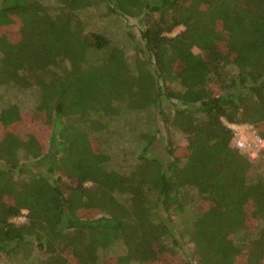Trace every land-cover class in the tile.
I'll use <instances>...</instances> for the list:
<instances>
[{
	"label": "trees",
	"instance_id": "1",
	"mask_svg": "<svg viewBox=\"0 0 264 264\" xmlns=\"http://www.w3.org/2000/svg\"><path fill=\"white\" fill-rule=\"evenodd\" d=\"M229 125L264 140V0H0V261L264 264Z\"/></svg>",
	"mask_w": 264,
	"mask_h": 264
},
{
	"label": "rangeland",
	"instance_id": "2",
	"mask_svg": "<svg viewBox=\"0 0 264 264\" xmlns=\"http://www.w3.org/2000/svg\"><path fill=\"white\" fill-rule=\"evenodd\" d=\"M96 10H91V12H95ZM119 20V25H121V26H125V24H126V22H125V20H122L121 18L120 19H118ZM112 21H114V20H112ZM98 22V24H96ZM93 23H95V25H94V27H96V26H99L100 28H101V26L103 25V23H102V21L100 20V19H94L93 20ZM128 24H130V25H132V26H137L138 27V25H137V20L136 19H130L128 22H127ZM92 28H93V26H91ZM184 29V27H182V26H180L179 28H177V29H175L171 34H170V36H175V35H177L179 32H181L182 30ZM101 30V29H100ZM131 32L133 33V34H138V29L136 28V27H134L133 29H131ZM16 35H18L19 36V34L16 32ZM195 52H197V51H195ZM134 53H133V50L132 49H129V51H128V55H130L131 57H133L132 55H133ZM3 103H5V102H3ZM29 106H31V102H26ZM163 104L165 105V104H169V102H167L166 101V98H164V101H163ZM32 107V106H31ZM31 107H28V110L31 108ZM23 111H25V110H23ZM27 111V110H26ZM25 111V113H27V118H26V120L24 121L25 122V124H26V126H28L29 127V129L31 130V132L35 135V137H36V139H40L42 142L43 141H46L47 140V138H48V134H49V127H46V126H42V125H35L36 127H34V128H32L31 129V127H32V125L35 123L33 120H31V117H33V114H31V112H26ZM158 126H160V129L163 131V134L162 135H160V136H158L153 142V144H154V153L156 154H158V153H163V145L165 144V139L164 138H167L166 137V132H165V129H164V127H163V124H159V122H158ZM11 127L14 129H12L11 128V130H13L14 132L16 131L17 132V134H20V135H22V136H25L26 138H29L28 136H27V131L24 129V127H20L19 125H17V126H15V128H14V125H11ZM33 130V131H32ZM3 134V131L2 130H0V135H2ZM165 146V145H164ZM179 147H181V145L179 146ZM261 154H258V156L255 158V159H258L259 158V156H260ZM263 158V160H264V156L262 157ZM73 182V181H72ZM193 203V202H192ZM190 208V207H189ZM188 216H189V213L187 212V213H185V214H183V216H182V218L181 219H177V221L176 222H178L179 224H181V225H183L185 222H186V220H188ZM190 216H191V214H190ZM25 220V218L24 217H21V218H17V219H15L14 221L15 222H17V223H20V222H23ZM0 264H6V262L5 261H0ZM158 264V263H157ZM162 264H163V262H162Z\"/></svg>",
	"mask_w": 264,
	"mask_h": 264
},
{
	"label": "built area",
	"instance_id": "3",
	"mask_svg": "<svg viewBox=\"0 0 264 264\" xmlns=\"http://www.w3.org/2000/svg\"><path fill=\"white\" fill-rule=\"evenodd\" d=\"M231 129L235 131V146L240 150H247L250 158L255 159L258 154H262L264 152V140L259 137L255 132L245 135L244 129H252V127L247 126H237V125H229Z\"/></svg>",
	"mask_w": 264,
	"mask_h": 264
}]
</instances>
